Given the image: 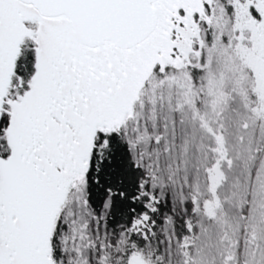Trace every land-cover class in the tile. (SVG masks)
Returning a JSON list of instances; mask_svg holds the SVG:
<instances>
[{
	"label": "snow or ice",
	"instance_id": "1",
	"mask_svg": "<svg viewBox=\"0 0 264 264\" xmlns=\"http://www.w3.org/2000/svg\"><path fill=\"white\" fill-rule=\"evenodd\" d=\"M0 264H264V0H0Z\"/></svg>",
	"mask_w": 264,
	"mask_h": 264
}]
</instances>
